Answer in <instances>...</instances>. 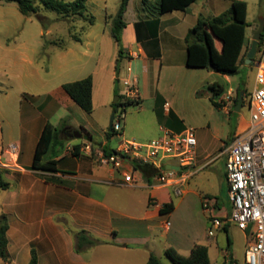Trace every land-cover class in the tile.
<instances>
[{"label": "crops", "instance_id": "obj_1", "mask_svg": "<svg viewBox=\"0 0 264 264\" xmlns=\"http://www.w3.org/2000/svg\"><path fill=\"white\" fill-rule=\"evenodd\" d=\"M130 1L123 17L120 56L127 60L130 71L121 77L115 64L95 65L88 74L92 81V111L81 109L61 84L40 101L33 96L25 98L26 104L20 101L15 134L9 135L7 146L3 145V133L0 135V169L3 179L10 184L9 189L0 191V214L8 221L9 255V262L0 258V264H28L32 250L36 252L37 264H147L150 253L158 256L171 247L181 255H188L196 244L206 246L209 257L212 238L219 232L227 238L229 223L215 235H208V216L202 201L210 200L217 217L224 218L230 213L217 199L224 187L228 197L225 152L229 143L225 140L243 133L249 117H238L225 133L215 124L216 131H211L215 111L209 108L213 93L210 86L223 88L216 102L225 103L222 101L216 109L226 114L237 104L228 101L229 97L233 98L240 90L239 87L226 90L215 78L221 75L231 84L230 76L209 68H188L185 36L199 18H211L227 11L233 0H218L224 4L221 13L205 7L203 1L200 10L194 11L198 0L185 11L153 18L145 16L141 7L131 9ZM243 1L247 21L248 3ZM246 28L239 65L246 60L252 40V36L246 35ZM256 29V25L251 27V34ZM56 47L68 51L64 46ZM256 54L264 59V43ZM125 81L137 89V104L125 109L121 131H108L109 118L115 113L114 104L119 96H125ZM255 86L254 81L253 89ZM248 96L243 92L241 108ZM200 110L207 115L198 114ZM192 120L201 124L196 130L194 165L179 168L174 160L166 164L177 167L171 169L179 175H185L180 184H160L156 175L146 178L131 163L113 170L99 165L93 156L96 150L114 152L123 139L146 143L159 137L162 129L182 132L192 127L188 126ZM47 122L61 128L59 139L45 158L57 162L55 173L31 169L36 142ZM74 132L81 136L75 137ZM10 144L17 146L16 153L8 150ZM214 145L220 150L218 155L210 153L209 147ZM219 156L224 157L220 163ZM122 171L133 174L136 184L124 183ZM177 188L180 195L174 192ZM170 203L172 210L162 214L161 206ZM166 222H169L167 228ZM81 231L99 243L77 252L75 235ZM240 232L244 238L249 236L247 231Z\"/></svg>", "mask_w": 264, "mask_h": 264}, {"label": "rangeland", "instance_id": "obj_2", "mask_svg": "<svg viewBox=\"0 0 264 264\" xmlns=\"http://www.w3.org/2000/svg\"><path fill=\"white\" fill-rule=\"evenodd\" d=\"M156 1L149 0L142 4L141 0H131L130 8L141 7L144 9L145 16L153 18L157 16ZM201 1L206 3L205 7H210L213 11L221 13L224 10L223 2L199 0L194 11L200 10ZM120 2L121 0H87L85 17L63 18L43 8H39L37 14L25 16L19 12L16 2L0 1V135L3 133L5 137L3 145L10 142L8 138L10 134H15L20 101L25 103L26 97L33 96L36 101H40L44 99L45 94L61 84L87 77L97 63L105 66L115 64L120 70L121 77L128 73L127 60L119 57L118 47L111 35L113 19ZM247 3V22L250 26L246 28V35L253 36L251 27L258 26L259 21L264 20V0H247ZM86 17H93L92 25L88 23ZM72 35H77L81 42L74 41ZM54 43H61L68 51H60ZM260 61L261 55L259 54L255 55L250 64L245 60L239 65L238 72L230 76L231 84L226 83L221 75L215 78L224 85L226 90L228 87L234 89L239 87L240 92H244L247 96L253 90L257 72L256 64ZM232 97H229L228 101L233 100L234 102L236 94ZM217 99L218 96L211 93L209 108L212 107L210 109L215 111L211 119L213 123L211 131H216L215 124L225 133L226 130H231L238 117H249L247 102H244L240 112L233 108L230 114H226L217 110V107L213 105V101L216 102ZM222 101L225 103L224 100ZM129 109L126 108V111ZM198 114L207 115L201 110ZM193 119H195L194 116ZM122 126L123 120H121ZM188 126H192L187 128H192L195 138H198L196 130L201 124L195 121ZM72 140L79 141V139ZM231 141L232 139L225 140L227 144ZM209 149L213 155L220 153L217 145L210 146ZM48 155L46 154L45 158ZM218 159L220 163L224 157L219 156ZM1 195L0 201L2 200ZM217 199L230 212V202L225 187ZM229 227L228 236L231 241L229 248H227V238L223 232L217 233L208 245L210 264H230V260H232L231 264H245V251L251 240L250 235L244 238L235 225L229 224ZM215 233L216 231L214 235ZM223 252L227 254L225 257ZM157 257L160 258L161 264H172L165 254H159Z\"/></svg>", "mask_w": 264, "mask_h": 264}, {"label": "trees", "instance_id": "obj_3", "mask_svg": "<svg viewBox=\"0 0 264 264\" xmlns=\"http://www.w3.org/2000/svg\"><path fill=\"white\" fill-rule=\"evenodd\" d=\"M13 1L17 3L19 12L25 16L30 14H37L39 8L46 11L53 12L63 18L70 16L85 17L87 0H73L66 2L64 0H0ZM37 1V5H35ZM129 0H121L118 11L113 19V27L111 35L118 47L119 57L122 55L121 47V32L125 27L123 20L124 13L127 8ZM149 0H141L142 4ZM198 0H157L156 14L162 15L173 11H185L192 3ZM90 25L93 24V17H86ZM246 21V2L243 0H233L229 9L217 16L211 18H199L196 24L190 28L185 36L186 43V61L188 68H209L213 67V71L222 75L232 76L238 72L241 51L245 43V28ZM73 40L80 41L77 35H72ZM264 43V30L260 35L257 46V52L260 46ZM55 45H63L61 43H54ZM245 56V55H244ZM66 94L85 112L92 111L91 101V77L68 82L62 85ZM210 89L214 96H220L223 92L222 87L211 85ZM238 94L236 95L235 104L238 101ZM120 99L114 104V110L118 108L126 109L129 106L137 104V101L127 99L125 96H119ZM213 105L217 108L220 103L214 102ZM61 132L60 127H55L50 123H46L40 136L36 142L31 169L39 172L55 173L57 172V162L53 159L45 160V155L52 149L54 144L59 139ZM108 152V151H105ZM74 154L75 151L73 152ZM133 168L138 170L144 177L149 178L157 175L156 169L148 165L133 164ZM10 184L3 179V171L0 169V191L9 189ZM173 205L165 204L160 208L162 214L169 213ZM223 219V218H221ZM8 230L7 217L0 214V258L4 262H9V255L7 253V238ZM227 233V226L224 227ZM76 244L75 250L82 251L88 246H93L99 242L86 235L81 231L75 235ZM231 245L229 236L227 235V248ZM164 254L170 259L172 264H210L207 247L201 244H196L191 249L188 255H181L171 247L165 249ZM38 259L36 252L32 250L31 258L28 264H37ZM232 260H230V264ZM147 264H161L159 258L150 253Z\"/></svg>", "mask_w": 264, "mask_h": 264}, {"label": "built area", "instance_id": "obj_4", "mask_svg": "<svg viewBox=\"0 0 264 264\" xmlns=\"http://www.w3.org/2000/svg\"><path fill=\"white\" fill-rule=\"evenodd\" d=\"M130 71V68L127 69ZM256 86L250 92L247 105L249 123L246 130L234 136L226 149L225 177L228 185L230 213L221 219L215 216L213 204L203 199L202 208L208 215V235L233 224L240 231H247L250 242L245 251V264H264V61L258 62L255 77ZM125 97L137 100V89L125 81ZM125 109L115 111L112 123L114 132L121 131V120ZM196 138L192 128L175 133L162 129V134L146 143L123 139L114 152L96 150L95 161L113 170H120L125 163L148 165L156 169V179L160 184H180L185 175L174 169H166L170 160L176 161L179 168H189L195 163ZM8 150L16 153L17 146L10 144ZM126 184L134 185L133 174L121 172ZM180 195L181 190L175 189ZM166 228L169 222L165 223Z\"/></svg>", "mask_w": 264, "mask_h": 264}, {"label": "water", "instance_id": "obj_5", "mask_svg": "<svg viewBox=\"0 0 264 264\" xmlns=\"http://www.w3.org/2000/svg\"><path fill=\"white\" fill-rule=\"evenodd\" d=\"M263 30H264V20L261 19L258 23L257 29L255 30V32L252 36L251 45H250V48L246 54V62L249 64L251 63V61L253 60V58L255 57V55L257 53L258 42H259L260 35L263 32ZM209 69L213 70V67L209 66ZM242 101H243V92H240L239 96H238V101H237V104L235 107L236 111L240 110V108L242 106ZM114 114L115 113L113 112L109 118L108 131H112V123H113V119H114ZM74 136L79 138L81 136V134L79 132H74ZM169 168H177V167L166 166V169H169Z\"/></svg>", "mask_w": 264, "mask_h": 264}]
</instances>
